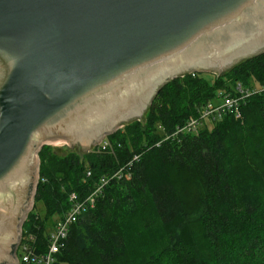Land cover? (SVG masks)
I'll return each mask as SVG.
<instances>
[{
	"label": "water",
	"instance_id": "1",
	"mask_svg": "<svg viewBox=\"0 0 264 264\" xmlns=\"http://www.w3.org/2000/svg\"><path fill=\"white\" fill-rule=\"evenodd\" d=\"M264 52V0H0V264H20L39 152L99 145L162 87Z\"/></svg>",
	"mask_w": 264,
	"mask_h": 264
},
{
	"label": "trees",
	"instance_id": "2",
	"mask_svg": "<svg viewBox=\"0 0 264 264\" xmlns=\"http://www.w3.org/2000/svg\"><path fill=\"white\" fill-rule=\"evenodd\" d=\"M239 84L252 90L242 117L227 111L197 133L167 138ZM141 120L109 135L107 150L61 154L44 145L23 238L34 233L37 251L46 250L47 222L67 212L71 193L85 198L109 177L94 207L71 226L55 264H264V53L214 83L199 73L169 81ZM135 155L130 179L111 177ZM40 201L44 216L36 212Z\"/></svg>",
	"mask_w": 264,
	"mask_h": 264
},
{
	"label": "built area",
	"instance_id": "3",
	"mask_svg": "<svg viewBox=\"0 0 264 264\" xmlns=\"http://www.w3.org/2000/svg\"><path fill=\"white\" fill-rule=\"evenodd\" d=\"M235 93H227L220 91L218 97L222 100L219 104H214L212 101L206 103L198 108L196 115L190 116L187 121L179 125L177 129L170 136L177 137L185 133H197L206 124L207 121L215 122L227 111L233 112L237 118L242 117L241 102L243 99L252 93V90H245L241 84L236 88ZM111 147V143L108 138L104 139L99 145L98 149L107 150ZM139 159V155H135L133 159L126 165L120 167L111 177L112 178H131V167L135 160ZM91 175V171H88V176ZM109 177L101 179L98 187L85 198H80L75 192L71 193L70 201L71 206L67 212L57 217L55 220L53 229L49 232V242L46 250L38 252L35 247L36 236L34 233L22 236V241L18 248V258L20 264H55L57 261V254L60 252L64 241L68 238L71 226L75 223L79 217H81L88 209L94 207L96 198L101 192V189L107 184Z\"/></svg>",
	"mask_w": 264,
	"mask_h": 264
},
{
	"label": "rangeland",
	"instance_id": "4",
	"mask_svg": "<svg viewBox=\"0 0 264 264\" xmlns=\"http://www.w3.org/2000/svg\"><path fill=\"white\" fill-rule=\"evenodd\" d=\"M264 53V52H263ZM236 66V65H235ZM232 69V68H231ZM230 69V70H231ZM230 70H228V71H230ZM228 71H226L224 74H226ZM196 73H199L200 74V76L201 77H204L205 79H207L210 83H214V81L218 78V77H220V76H222V75H219L218 76V74L217 73H215V72H193V73H191V74H193V75H195ZM223 74V75H224ZM218 95H219V93H218ZM212 102L214 103V104H219V103H221L222 102V100L219 98V97H216V98H214V100H212ZM153 104V103H152ZM150 108H151V106H150ZM150 108L147 110V112L150 110ZM147 112L145 113V115L142 117V120L141 121H145L144 119H145V116H146V114H147ZM134 121H137V120H134ZM133 122V121H132ZM208 122V121H207ZM129 123H131V122H129ZM129 123H126L125 122V124L127 125V124H129ZM125 124H124V126H125ZM123 126V127H124ZM213 126L214 125H210L208 128H213ZM123 127H121V128H123ZM120 128V129H121ZM118 131V130H117ZM106 139V138H105ZM109 140V139H108ZM45 145H50L55 151H58L59 153H61V154H65V153H68L69 151H75V152H77V153H79V154H83V153H86V150H87V148L85 147V145H83L82 143H79V144H77V145H75V146H71L70 144H68V143H66V142H64V141H58V142H53V143H50V144H45ZM88 148H90L91 149V151L90 152H93V151H99L100 149H98V145H93V144H91ZM100 151H102V150H100ZM109 151H111V153H114V148H112L111 150H109ZM87 175H88V173H87ZM189 205H190V207L193 209V210H196V207H197V205H196V198L194 197V196H191V197H189ZM36 212H38V213H40L41 214V216H44L45 214H46V207H45V204L42 202V201H40V202H38L37 203V206H36ZM57 219V217H55V218H53V219H51V220H49L48 222H47V225H48V229L51 231L52 229H53V226H54V222H55V220ZM59 264H70L69 262H67V261H59Z\"/></svg>",
	"mask_w": 264,
	"mask_h": 264
}]
</instances>
